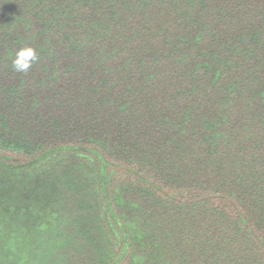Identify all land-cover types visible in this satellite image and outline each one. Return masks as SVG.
I'll return each mask as SVG.
<instances>
[{
  "label": "trees",
  "instance_id": "trees-1",
  "mask_svg": "<svg viewBox=\"0 0 264 264\" xmlns=\"http://www.w3.org/2000/svg\"><path fill=\"white\" fill-rule=\"evenodd\" d=\"M0 264H264V0H0Z\"/></svg>",
  "mask_w": 264,
  "mask_h": 264
},
{
  "label": "clouds",
  "instance_id": "clouds-1",
  "mask_svg": "<svg viewBox=\"0 0 264 264\" xmlns=\"http://www.w3.org/2000/svg\"><path fill=\"white\" fill-rule=\"evenodd\" d=\"M39 59L40 56L36 48L32 46L21 47L14 54L12 68L17 73L27 75Z\"/></svg>",
  "mask_w": 264,
  "mask_h": 264
}]
</instances>
